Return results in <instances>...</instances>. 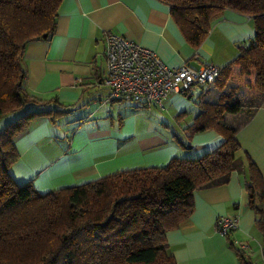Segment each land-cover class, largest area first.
<instances>
[{"label":"crops","instance_id":"obj_1","mask_svg":"<svg viewBox=\"0 0 264 264\" xmlns=\"http://www.w3.org/2000/svg\"><path fill=\"white\" fill-rule=\"evenodd\" d=\"M57 12L54 34L26 45L23 87L29 96L57 100L67 112L54 122L38 117L14 138L19 158L10 173L19 184L33 181L37 192L47 193L121 171L162 167L173 158L198 157L224 141L214 130L192 134L190 127L202 102L216 101L231 83L224 89L214 83L188 96L171 95L163 108L106 101L103 38L105 33L120 35L154 51L171 68L185 63L195 69L205 64L223 68L253 39L249 16L224 10L196 48L160 0H62ZM236 97L245 105L260 101L243 88ZM247 111L246 106L223 115L225 124L237 128L241 148L229 181L194 190L191 216L166 233L176 264H239L241 245L247 246L244 254L251 264H256V252L264 259V242L247 204L242 157L245 152L264 177V99L248 119ZM174 123L180 131L171 134ZM220 216L237 219L229 239L215 229Z\"/></svg>","mask_w":264,"mask_h":264},{"label":"trees","instance_id":"obj_2","mask_svg":"<svg viewBox=\"0 0 264 264\" xmlns=\"http://www.w3.org/2000/svg\"><path fill=\"white\" fill-rule=\"evenodd\" d=\"M61 1L0 0V119L10 116L0 131V264H176L166 233L191 216L194 190L226 184L238 167L237 128L225 124L223 115L247 106L248 119L264 99V0H160L196 48L224 10L252 20L253 39L238 48L215 81L220 89L231 85L216 101L202 102L190 127L192 134H220L224 141L217 148L198 157L173 158L162 167L121 171L39 193L10 173L19 158L13 140L34 119L49 116L54 122L67 112L57 100L29 96L23 87L26 45L54 34ZM240 88L258 94L260 101L245 105L236 97ZM242 157L247 204L264 242V177L245 152ZM236 253L239 264H251L243 250Z\"/></svg>","mask_w":264,"mask_h":264},{"label":"built area","instance_id":"obj_3","mask_svg":"<svg viewBox=\"0 0 264 264\" xmlns=\"http://www.w3.org/2000/svg\"><path fill=\"white\" fill-rule=\"evenodd\" d=\"M105 77L107 100H121L139 107L163 108L171 95L187 96L196 88L213 85L220 68L205 64L195 69L188 64L168 67L152 50L120 35L104 34ZM215 229L223 236L237 229V219L220 216ZM241 250H247L241 245Z\"/></svg>","mask_w":264,"mask_h":264},{"label":"rangeland","instance_id":"obj_4","mask_svg":"<svg viewBox=\"0 0 264 264\" xmlns=\"http://www.w3.org/2000/svg\"><path fill=\"white\" fill-rule=\"evenodd\" d=\"M9 115H6L5 117H3V118H1L0 119V131L2 130V128H3V126L6 124V123H9L10 122V119H9ZM71 118V116H69V119ZM72 119V118H71ZM158 127H160V126H158ZM179 130V128L177 127V125L174 123V126H173V129H172V131H171V134H173V132L175 133L176 131L175 130ZM180 131V130H179ZM177 133V132H176ZM29 184H30V187H32V189L33 190H35V191H37V189H36V187L34 186V184H33V181L32 182H29ZM245 247H247L246 245H245ZM255 247L256 248H259V246L257 247L256 245H255ZM252 257H254L253 258V261H255L256 262V264H264V259H262L260 256H259V254L257 255V252H256V254H254V256H252Z\"/></svg>","mask_w":264,"mask_h":264}]
</instances>
